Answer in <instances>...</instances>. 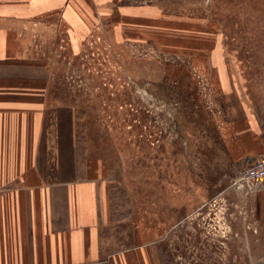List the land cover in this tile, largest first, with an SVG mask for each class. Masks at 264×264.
<instances>
[{"label":"crops","instance_id":"crops-1","mask_svg":"<svg viewBox=\"0 0 264 264\" xmlns=\"http://www.w3.org/2000/svg\"><path fill=\"white\" fill-rule=\"evenodd\" d=\"M207 1V42L219 50L209 49L206 57L214 78L212 102L220 107L216 116L211 114L218 133L205 124L206 131L202 128L195 137L207 146L203 152L193 146L187 156L201 171H224L223 181L233 187L224 198L229 235L255 237L240 250L248 254L245 264L252 262L253 252L255 264H264V182L255 190L239 181L246 168L264 157V48L229 50L231 42L240 45L244 39L230 41L227 25L211 12L224 14L233 4ZM238 5L244 11V3ZM65 8L57 0H0V264H167L157 251L161 240L150 242V227L144 224L157 207L152 205H162L164 187L157 186L153 195L151 173L145 171L137 185L142 192L134 199L137 204L142 198L149 212L133 204L127 218L115 216V178L103 157L86 145L81 100L66 85L55 84L46 52L34 48L41 23L32 17ZM251 9L263 28L264 8ZM230 26L240 27L239 22ZM212 27L222 30L219 38ZM137 211L145 213L139 217ZM124 223L130 233L121 241L116 230ZM111 236L121 246L113 248Z\"/></svg>","mask_w":264,"mask_h":264},{"label":"rangeland","instance_id":"rangeland-1","mask_svg":"<svg viewBox=\"0 0 264 264\" xmlns=\"http://www.w3.org/2000/svg\"><path fill=\"white\" fill-rule=\"evenodd\" d=\"M230 1L229 12H211L212 18L227 25L230 41L244 39L243 44L231 42L227 48L254 52L264 48V27L251 9L264 8V0H240L244 11L238 8L243 4L239 0ZM207 2L57 0L65 12L31 19L41 23L34 33V48L46 52L45 64L55 74V84L66 85L75 100H81L86 145L103 157L115 178L111 189L112 210L119 212L115 216L127 218L133 204H142L140 197L142 202L135 204L134 196L138 199L142 192L137 185L145 171L151 173L153 195L157 186L164 187L159 196L162 205L153 204L157 207L151 212L143 205L149 212L144 224L150 227V242L161 240L157 251L160 248V258L167 264H245L248 254L240 248L255 241L229 235L224 198L233 187L223 181L224 171L207 167L201 171L187 156L193 146L198 152L207 146L195 137L202 128L206 131L205 124L218 133L211 122V114L216 116L220 107L212 102L214 78L206 58L216 47L207 42L211 36ZM236 22L239 28L230 26ZM211 33L220 37L222 30L212 27ZM116 233L121 241L127 237V223ZM110 240L113 248L121 246L112 236ZM256 258L253 252L250 264Z\"/></svg>","mask_w":264,"mask_h":264},{"label":"built area","instance_id":"built-area-1","mask_svg":"<svg viewBox=\"0 0 264 264\" xmlns=\"http://www.w3.org/2000/svg\"><path fill=\"white\" fill-rule=\"evenodd\" d=\"M239 181L241 183L246 182L250 184L253 189L257 190L264 182V157L246 168Z\"/></svg>","mask_w":264,"mask_h":264}]
</instances>
